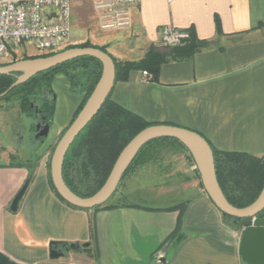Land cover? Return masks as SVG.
Here are the masks:
<instances>
[{"label":"crops","instance_id":"1","mask_svg":"<svg viewBox=\"0 0 264 264\" xmlns=\"http://www.w3.org/2000/svg\"><path fill=\"white\" fill-rule=\"evenodd\" d=\"M132 16L130 28L102 32L98 46L118 62L139 61L154 47L164 54L163 62L157 78L141 68L131 70L126 80L115 82L111 99L149 123L197 132L214 149L264 157V0H142ZM77 20L86 24L78 26L86 33L89 26L99 31L89 0L72 3L71 29ZM165 27L188 31L191 39L164 46ZM192 39L198 43L195 52H190ZM52 90L53 138L32 177L23 163L12 161L0 131L1 253L19 264H160L164 252L167 264H244L238 253L242 230L227 224L187 147L177 139L148 143L130 174L132 179L159 171L160 180L175 183L168 187L182 201L99 210L62 201L51 188L48 164L84 95L71 93L61 73L53 78ZM174 206L183 211L169 209ZM52 242L65 252L57 260L50 258ZM86 243L82 252L69 248Z\"/></svg>","mask_w":264,"mask_h":264},{"label":"trees","instance_id":"2","mask_svg":"<svg viewBox=\"0 0 264 264\" xmlns=\"http://www.w3.org/2000/svg\"><path fill=\"white\" fill-rule=\"evenodd\" d=\"M86 47L98 48L108 53L105 47L94 45L90 41L73 44L63 50ZM189 47L190 52H195L198 43L192 39ZM56 53L58 52L32 57L24 56L19 60L48 57ZM163 56V53L152 47L145 57L139 61L118 62L113 58L116 66V81L126 80L131 70L140 68L151 72L154 78H157ZM17 60L15 59L11 63ZM102 70V63L94 57L85 56L69 61L61 66L39 73L27 82L13 88L7 95L0 98V110L8 109L14 103H17L22 112L33 114L37 121H41L42 117H45V123L51 126L55 107V95L51 84L55 75L61 73L69 81L71 92L84 95L83 102L76 111L73 122L95 89L102 75ZM18 75L20 74L0 76V95L9 89ZM37 100L40 101V104H36ZM36 108L39 111L38 114H36ZM152 125L155 124L147 122L142 117L114 102L110 95L98 114L78 135L68 150L63 165V177L67 186L78 196L84 198L97 193L107 181L119 155L127 144L138 133ZM157 140H163V138ZM212 149L215 157L217 179L227 200L237 208H245L255 202L264 187V157ZM138 156L139 154L121 181L135 166ZM51 158L48 164V177L51 188L62 201L66 202L57 193L53 185L50 170ZM190 158L194 162L191 154ZM33 174L34 169H31L30 176L32 177ZM67 204L78 208L69 203ZM116 207H119V205L108 204L107 202L92 209H79L99 210ZM175 207L169 209H175ZM182 207L184 208L185 205ZM183 208H181V211H183ZM223 215L230 227L236 230L243 229L241 220L238 219V222L235 223V218L224 213ZM260 216L264 217V211Z\"/></svg>","mask_w":264,"mask_h":264},{"label":"water","instance_id":"3","mask_svg":"<svg viewBox=\"0 0 264 264\" xmlns=\"http://www.w3.org/2000/svg\"><path fill=\"white\" fill-rule=\"evenodd\" d=\"M85 56L94 57L102 63V75L83 109L65 131L54 149L50 170L51 179L57 193L67 203L78 208L92 209L103 205L115 194L126 171L145 145L160 138L177 139L187 147L193 157L195 165L201 175L205 191L217 208L222 213L235 218V223L238 222V219L242 221L243 231L238 247L241 260L245 264H264V217L260 216L264 211V187L256 201L251 205L245 208L233 206L225 197L218 182L213 149L208 141L197 132L164 124L147 127L138 133L123 149L107 181L97 193L84 198L78 196L67 186L63 177L65 157L75 139L94 119L107 98L111 95L116 82V66L113 58L108 53L94 47L70 48L48 57L23 59L0 66V76L20 74L16 77V81L9 89L0 95L1 98L7 95L13 88L27 82L33 76ZM38 113L39 111L36 108V114ZM49 131L50 125L45 123V117H42L36 127L35 139L40 140L46 138L49 135ZM30 180L31 178L29 177L13 200L11 205L12 211L18 209L19 202L27 190ZM88 246L89 243H86L81 247L85 249ZM81 247L75 244L69 246L72 250H79ZM64 254L65 252L59 247L58 242H52L50 244V258L52 260H57L63 257ZM159 263L167 264L165 252L159 257ZM0 264L19 263L12 261L0 252Z\"/></svg>","mask_w":264,"mask_h":264},{"label":"built area","instance_id":"4","mask_svg":"<svg viewBox=\"0 0 264 264\" xmlns=\"http://www.w3.org/2000/svg\"><path fill=\"white\" fill-rule=\"evenodd\" d=\"M75 0H0V58L20 44L30 43L41 54L59 52L72 45V3ZM101 32L131 27L132 10L142 0H89ZM191 39L188 31L165 27L164 46H181ZM149 76L148 72H143ZM197 169L196 165L194 166ZM160 254L159 256H162Z\"/></svg>","mask_w":264,"mask_h":264},{"label":"rangeland","instance_id":"5","mask_svg":"<svg viewBox=\"0 0 264 264\" xmlns=\"http://www.w3.org/2000/svg\"><path fill=\"white\" fill-rule=\"evenodd\" d=\"M76 23L77 26L73 25L71 29V37L75 38L71 39V41L75 42L74 44H80L86 41H90L96 45L102 44V36L104 33L90 26L86 33L84 29L78 27L86 24L81 22V20H77ZM35 55L39 54L32 45L30 43H23L10 50L6 57L0 58V66L11 64L13 60L22 59L24 56L32 57ZM54 95L56 96L55 90ZM36 104H40V101L37 100ZM37 124V118L33 114L22 112L17 103H14V105L0 113V131H2V137L7 139L4 145L8 152L12 154V161L23 163L30 171L38 163L41 151L53 138V133L49 131V135L46 138L36 140ZM53 152L52 149L51 155H53ZM158 172L154 174L141 173L136 175V177H132V179L129 172L123 181L120 182L118 190L108 201V204L121 205L133 203L141 206L161 207L183 199L177 197V191H171L168 187L175 183L160 180L162 176ZM80 251H84V248H81Z\"/></svg>","mask_w":264,"mask_h":264},{"label":"flooded vegetation","instance_id":"6","mask_svg":"<svg viewBox=\"0 0 264 264\" xmlns=\"http://www.w3.org/2000/svg\"><path fill=\"white\" fill-rule=\"evenodd\" d=\"M38 122H40V121H38ZM40 140H42V139H40ZM242 222V221H241ZM237 223V222H236Z\"/></svg>","mask_w":264,"mask_h":264}]
</instances>
